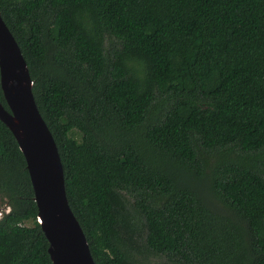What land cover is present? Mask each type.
<instances>
[{
    "label": "trees",
    "instance_id": "trees-1",
    "mask_svg": "<svg viewBox=\"0 0 264 264\" xmlns=\"http://www.w3.org/2000/svg\"><path fill=\"white\" fill-rule=\"evenodd\" d=\"M0 14L95 264H264V0H0ZM0 198V264H52L1 121Z\"/></svg>",
    "mask_w": 264,
    "mask_h": 264
},
{
    "label": "water",
    "instance_id": "water-1",
    "mask_svg": "<svg viewBox=\"0 0 264 264\" xmlns=\"http://www.w3.org/2000/svg\"><path fill=\"white\" fill-rule=\"evenodd\" d=\"M32 86L21 50L0 14V89L8 106L7 110L0 102V121L11 131L24 156L37 222L47 239L51 262L95 264L69 206L60 154L37 108Z\"/></svg>",
    "mask_w": 264,
    "mask_h": 264
},
{
    "label": "rangeland",
    "instance_id": "rangeland-1",
    "mask_svg": "<svg viewBox=\"0 0 264 264\" xmlns=\"http://www.w3.org/2000/svg\"><path fill=\"white\" fill-rule=\"evenodd\" d=\"M4 207H5V204H4V200H2L1 198H0V209L2 210V209H4ZM8 208V207H7ZM6 208V209H7ZM6 209H5V211H6ZM1 213V212H0ZM0 216H1V214H0Z\"/></svg>",
    "mask_w": 264,
    "mask_h": 264
}]
</instances>
